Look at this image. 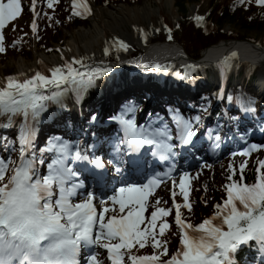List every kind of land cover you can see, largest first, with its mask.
I'll return each mask as SVG.
<instances>
[{"label":"snow or ice","instance_id":"1","mask_svg":"<svg viewBox=\"0 0 264 264\" xmlns=\"http://www.w3.org/2000/svg\"><path fill=\"white\" fill-rule=\"evenodd\" d=\"M55 2L57 0H47V6L52 8ZM257 3L264 6V0ZM35 9L36 0H33L32 11L38 17L40 13ZM21 12V0H7V3L0 0V30L6 22L16 20ZM198 19L203 20V17ZM31 29L34 33L38 29L35 20ZM4 41L5 36L0 31V53L6 51ZM18 44L19 41L14 42L13 47ZM118 47L126 49L127 45L118 42ZM236 56L232 54L233 58ZM74 64L87 66L83 60L74 58L63 67L49 69L51 78L36 71L31 77L21 73L0 80V127H16L19 141L17 160L0 157V264H81L82 248L89 250L84 264H104L103 260H98L100 253L96 248L107 251L110 264H238L236 253L250 242H255L264 253V171H261L264 161H258L256 178L251 183L245 182V163L240 164L236 179L233 178L237 175L234 168L228 177L230 183L225 186L227 198L222 204H216L215 214L201 224L188 222L182 217L181 205H176L174 222L181 237L180 247L167 260L161 257L168 255V241L160 237H164L171 226L161 220L159 231L156 229L158 217L171 215L172 209L157 208L151 213L149 223L141 228L151 189L161 180L154 177L146 184L128 183L119 188V198L116 194L110 197L113 205H119L118 211L103 207L98 214L92 192L77 200L84 184L76 181L78 173L68 166V160L85 157L79 150L73 157V146L62 140L51 141L42 149H36L34 144L35 124L47 111L49 102L62 103L68 92L79 97L95 86L101 73L111 71L99 68L85 74L73 67ZM53 88L62 90L46 94ZM176 119L178 138L182 143H190L195 134L191 122L181 115ZM124 124L131 150L155 144L160 149L161 160L175 156V145L169 142L173 137L166 128L138 129L131 120ZM262 148L264 145L251 144L233 156H250ZM45 153L53 154V158L46 164V174H41L39 166L45 165ZM89 162L103 168L99 158ZM188 177L185 171L179 184L185 202L189 200ZM184 207L191 211L190 204L185 203ZM126 208L127 214L121 215ZM110 211L115 214L105 220V214ZM147 246L154 249L152 255L133 252L134 248L138 252Z\"/></svg>","mask_w":264,"mask_h":264},{"label":"trees","instance_id":"2","mask_svg":"<svg viewBox=\"0 0 264 264\" xmlns=\"http://www.w3.org/2000/svg\"><path fill=\"white\" fill-rule=\"evenodd\" d=\"M93 1L96 6L119 4H127L131 6L141 3L143 0ZM199 1L200 0H175V7L180 13L181 21H178L177 28L172 33L162 31L153 39V41L158 39L162 42L175 43L181 46L190 58L198 60L201 58L204 50L217 45L221 41L233 40L234 36H232V34L234 32L236 33L235 35L241 33V35L236 38L239 41H253V34L262 36V39L264 40V6L259 5L257 0H245V2H241V0H223L222 2L219 0H210L208 4L209 13L206 19L209 22L211 29H205L203 26L199 25L196 18H187L189 6L198 3ZM75 12L81 13L82 7L79 6L73 8L69 4H63L61 0H57L53 7L49 8L46 1L44 8L39 15L38 29L35 34H32L29 31L27 24H25L24 27L19 26L17 30L12 29L9 32H6L4 41L6 51L0 53V68L5 64V60H7L9 54L16 57L22 56L23 58H28L32 56L33 50L40 49L41 52L45 53L53 52L52 44L62 42L63 29L65 27H87L89 25V20L79 18L78 15L74 14ZM29 16V11L25 9L21 18L23 20ZM226 26H229L230 28L228 31L225 30ZM170 35L171 39H169ZM16 41H19V44L16 47H13V44ZM142 51V49L135 47L133 56H139ZM111 57L113 58L114 56L112 55ZM8 73L10 72L8 71ZM138 93L141 95V98L144 100L146 99L145 94H143L142 91ZM145 93L149 97H152L154 96L155 90H150L149 92L146 91ZM189 97L190 98H187V100H190L191 103L194 102V105H196L194 99H191L192 96L190 95ZM255 97H257L256 89L252 83L247 81L236 86L231 85L229 87V97L226 103L230 114V117L228 118L229 121L223 119L221 105L214 106L215 90L211 87L208 90L202 91L201 95L196 100V107L204 112L207 110L209 103L211 102V107L215 108L210 114L209 122L215 120L217 122L229 123V125L235 126L234 118L240 114L233 108L235 103L232 102V99L245 105L247 99L255 100ZM181 99L182 98L179 97L175 99L177 107L179 109L183 108V106L187 108V104H190V101L187 102L186 100L184 102V100ZM130 100L135 101L134 98H130ZM179 102H183L180 107L178 106ZM122 103H126V101H123ZM162 103H168L165 105L171 107L174 105L170 102L168 97H166V101H162ZM187 110L189 109L187 108ZM93 114H96L97 118L99 117L104 120L108 117L109 111H105V117L100 111H94L92 112V115ZM83 117L86 118L84 124L90 120L91 112L89 111V108H85ZM64 120L68 122L69 118L64 117ZM258 161H264V151L256 155L254 158L248 157L245 160H240V163L243 162L246 164L244 170L245 182L251 183L255 180ZM234 168L236 169L237 175L233 178L236 179L239 174V168L236 166V159L231 158L222 162L219 161L217 163H212L208 167L205 174L202 176V182L204 184L201 186L203 188H200V185L196 184L197 186L193 188L189 200L186 202L191 205V211L187 208L185 210V218L188 222L193 225H199L205 219H208L212 212L216 211L214 204L220 202V199L225 197V186L230 183L229 180L225 179L224 174H227L230 169H232L230 171V174H232ZM261 171H264V169H261ZM178 232V226L172 224L170 230H166L165 236L160 237L161 239H166L168 241V255L161 257V259L170 257L171 252L177 247L181 238ZM138 253L150 254L154 253V249L151 246H147L143 249H139ZM247 255L251 259L254 258V253L252 252H248ZM237 261L238 264H245L243 251L237 258Z\"/></svg>","mask_w":264,"mask_h":264},{"label":"bare ground","instance_id":"3","mask_svg":"<svg viewBox=\"0 0 264 264\" xmlns=\"http://www.w3.org/2000/svg\"><path fill=\"white\" fill-rule=\"evenodd\" d=\"M155 2L158 3V6L155 7V9L151 6V3L148 2L146 5L137 7V9H135V14L134 9L133 12L129 10L131 18H128V16H122V14L125 13H118V11H124V9L129 8H120L117 10V13L99 8L96 9L94 18L92 19L93 25L89 29L81 28L76 31L74 37L68 40L64 46L65 51H63V57H65L66 52H73L72 58L68 59L69 61L72 62L74 58L83 60L84 64L87 66H80L79 70L81 72L85 71L87 68L98 69L110 67L113 70L120 69L119 71L128 72L127 82H123L121 88L114 86L115 90L112 92V97L116 94H125L130 86L137 87L140 85L141 78H138V75H133V70H139L142 68L149 69L156 65H161V68H163L167 67V65L176 67L179 64H188L190 60L185 55L183 49L175 43L166 42L163 44H152L150 46L146 45L145 51L133 61L122 60L119 63H116V65L106 66V58L111 52L114 50L122 53L125 52L124 50H121L122 47H118V43L114 42L116 37L119 36V38H121H117L119 42H123V44L128 45V47H132L136 42H142L144 44L149 43L153 38V32L160 29L164 21L166 22L165 19L164 21L162 20L163 12L166 11V8L172 9L171 11L168 10L166 12L169 15V18L172 21H175L177 15L175 10H173V0H156ZM126 23L133 25L131 32L126 33L123 31V27ZM162 29H160V31ZM81 37H85V39H81ZM105 49H108V52H106ZM233 53L237 54L235 58L232 57ZM223 59H229L232 61L234 67L236 66V61H241L245 63V66L252 67L249 65L264 63V48L248 42L230 41L220 43L205 50L199 61H197V64L202 69L205 67H215L217 62L219 63ZM44 66H47L48 68L59 67L61 66V59L58 55L47 56L43 53H39L32 63H26L25 61L18 62L17 72L14 76H19L23 73L28 77H31L36 71H41ZM220 69L223 71L225 70L223 66L222 68L220 67ZM220 69L216 68L215 71L220 72ZM5 78V76H0V80H4ZM144 80H146V78H144ZM206 85L207 84L203 87ZM201 86L202 84L200 82H196L189 87L190 89H201ZM259 86L262 89L263 85L259 84ZM173 87H178V83L173 82L170 85L169 90L173 89ZM167 88L168 84L163 81L162 91H166ZM256 92L264 95V91L262 92L261 90L258 91L256 89ZM48 94H50V92ZM106 96H108V92L106 93ZM63 103L69 105L73 114L76 113V115H74V121L78 124L80 122L79 116L77 115L78 107L72 103L69 92L63 98L62 103L56 104L49 102L47 105V111L42 113L41 117L44 114L47 115L50 113L52 116L56 115V112H53V109H59V106ZM104 113L105 110H102L101 114L103 115ZM8 129L15 130L16 127H8Z\"/></svg>","mask_w":264,"mask_h":264},{"label":"rangeland","instance_id":"4","mask_svg":"<svg viewBox=\"0 0 264 264\" xmlns=\"http://www.w3.org/2000/svg\"><path fill=\"white\" fill-rule=\"evenodd\" d=\"M69 1H72V0H64L63 2H66L68 3ZM156 0H143L141 3L139 4H134V5H127V4H119V5H110V6H96L94 5V1L93 0H85V14L89 17L88 18V22H89V25L87 27H65L63 29V40L62 42H59V43H53L52 44V51L51 53H45V52H41L40 49L38 50H33V54L31 57H28V58H23L22 56H13L12 54H9L8 55V58L7 60H5V64L0 68V76H5V77H9V76H14V74L17 72V63L20 62V61H25L26 63H32L36 56L39 54V53H43L47 56H54V55H58V57L61 59V66L64 65V64H67V63H70L71 61H69L68 59L69 58H72V53L73 52H66L65 53V57H63V51L64 50V46L66 45L67 41L72 39L76 33V31H78L79 29H89L92 25H93V21L92 19L94 18V14L96 12V9H103V10H108V11H111V12H114V13H117V10L120 9V8H129V9H124V11H118V13H125V14H122V16H128V18H131L130 17V11L133 12V9H134V14H135V9H137V7H140V6H143V5H146L148 2L151 3V6L155 9V7L158 6V3L155 2ZM162 1V0H160ZM209 1L210 0H200L198 3H195V4H192L189 6L188 8V17H194L198 15V17H203L204 14H206L205 12H207L208 10V4H209ZM219 1H223V0H219ZM62 2V3H63ZM173 10H175L176 12V19L175 21H172L170 18H169V15L167 14L166 11H171L172 9H168L166 8V11L163 12V18L162 20L164 21V19L166 20V22L164 21L161 25V28L162 29L160 31V29L158 30H155L153 32V38H156L162 31H167L169 32V29H171V32L173 30H175L176 26H177V23L178 21H181V16H180V13L178 12L177 8L175 7V0H173ZM64 4V3H63ZM90 10V11H89ZM130 10V11H129ZM127 12V13H126ZM204 12V13H202ZM128 20V19H127ZM200 20V19H199ZM201 22H203V20H200ZM146 23V22H145ZM25 24H28V21H27V18L26 19H20L18 22H16L15 24H12V26L8 27L7 29L6 28H3V30H1L3 33L5 32H9L10 30H17L19 28V26H22L24 27ZM147 24V23H146ZM133 29V25L130 24V23H126L125 26L123 27V31L128 33V32H131ZM230 28L229 26H226L225 27V30L228 31ZM236 33L234 32L232 34V36H234L233 40H230V41H239L237 40L236 38L238 36L241 35V33L235 35ZM120 35V34H118ZM115 36V35H114ZM118 39H121L118 37H116ZM252 38L254 39L253 41H239V42H248V43H252L253 45H256V46H262L264 48V40L262 39V36L258 35V34H253ZM81 39H85V37H81ZM124 40V39H123ZM230 41H221L219 42L218 44L220 43H225V42H230ZM152 44H160L162 41L160 40H155V41H151ZM151 42L147 43V44H144L142 42H136L133 44L132 47H127L128 48H121V50H124L125 52L122 53V52H117L116 50L113 51V53L109 54L110 55H113L114 57L112 58L111 56L108 58V60H111V61H119V60H130L131 57H133V53L132 51L134 50L135 47H138L140 49H142L144 52L145 51V46H150L151 45ZM154 42V43H153ZM162 44V43H161ZM142 54V53H141ZM139 54V55H141ZM134 57H138V56H134ZM81 66L80 64H74L73 67H79ZM249 66H252V71L250 72L249 70L245 69V63L241 62V61H236V66L235 68L233 69L232 71V75L229 79V86H231V83L233 82L232 80L233 79H236V81H234L233 83H237V82H249V83H252L254 85H263L264 84V63H258V64H250ZM174 67V70L175 71H178L180 70L181 67H179V65H177L176 67ZM214 70V67L212 68H209V70H207L205 72V74L208 75V77H210L212 75V72ZM8 71L10 73H8ZM215 71V70H214ZM255 73H254V72ZM174 72V71H173ZM216 72V71H215ZM250 72V73H249ZM176 73V72H174ZM205 84H203L204 86ZM211 87V86H210ZM210 87L204 89V90H208ZM146 90L147 92H149V87H143V86H140V87H137L136 89H134L133 91L129 92L128 94H126L125 96H123L122 98H125V97H128L131 93H136V92H140L142 90ZM202 90V91H204ZM257 90L260 91L261 90V87H257ZM155 92L158 94V98L161 97V96H169L168 93H164V92H160L158 91V89H155ZM173 96V94H171V97ZM145 100H143V110L145 108H149V106H147V103L148 101L150 100H155V95L152 96V97H149L147 94H145ZM180 98L182 99H186L187 96H184L182 93L180 95ZM198 98V96H197ZM196 98V99H197ZM121 99V98H119ZM194 99V98H192ZM194 99V100H196ZM64 105H67L66 103ZM68 109V108H67ZM151 108H149L150 110ZM155 109H157V106L155 107ZM80 110V109H79ZM69 111V110H68ZM76 115V113L74 114ZM105 117V114L103 115ZM16 132V131H15ZM15 132H12L11 133H15ZM9 134H11L10 132H8ZM160 197L162 196L161 193H159Z\"/></svg>","mask_w":264,"mask_h":264}]
</instances>
